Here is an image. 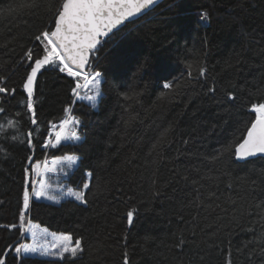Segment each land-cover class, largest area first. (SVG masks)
I'll list each match as a JSON object with an SVG mask.
<instances>
[{"label":"trees","instance_id":"trees-1","mask_svg":"<svg viewBox=\"0 0 264 264\" xmlns=\"http://www.w3.org/2000/svg\"><path fill=\"white\" fill-rule=\"evenodd\" d=\"M61 2L0 0V86L15 90L0 93V124L19 122V131H0V249L27 240L19 234L24 169L78 155L66 182L78 190L84 173H93L87 204L30 197L26 222L71 234L84 251L75 260L30 257L24 264H123L125 254L129 264H264V157L238 161L225 151L246 136L256 117L251 105L264 103V0H163L90 56L86 72L102 77L95 108L72 94L83 76L42 69L32 125L21 104L26 52L42 55L35 37L54 28ZM188 64L194 77L197 66L205 76L188 81ZM162 76L179 87L163 89ZM71 117L80 121V142L45 148Z\"/></svg>","mask_w":264,"mask_h":264},{"label":"snow or ice","instance_id":"snow-or-ice-1","mask_svg":"<svg viewBox=\"0 0 264 264\" xmlns=\"http://www.w3.org/2000/svg\"><path fill=\"white\" fill-rule=\"evenodd\" d=\"M157 3V0H62L59 7L56 8V15L54 19V28L44 30L35 37L39 45L42 46V55L34 56L33 51L28 49L26 58L29 62L30 71L27 73L26 79L23 82V90L26 93V103L21 101L25 107L26 112L30 114L31 124L36 125L37 119L34 109V85L38 73L46 66H51L53 69H58L60 73H66L72 78H79L83 75L85 83L89 86L90 94L80 95L78 89L81 84L77 82L76 87L73 88L72 94L77 99L87 100L93 108L97 106V98L102 97L101 90V73H87L86 68L91 67L90 56H95L99 50L98 46L106 38H110L113 30L124 23L131 17H134L145 10L151 9ZM28 7H35L36 0H31ZM207 12L200 14V21H208ZM193 65L188 64V81L205 76L206 69L203 66H197V76H193ZM164 83L163 89L174 91L179 84L174 85L167 77L162 76ZM3 81L0 79V84ZM210 92H215L214 88L209 89ZM15 90H9L4 86H0V93L14 94ZM167 93L161 92V97ZM127 98V96H125ZM228 100H235L233 93L227 94ZM251 112L256 113L255 120L251 122L250 127L246 128V136L243 137L242 142L234 147L225 149V151L233 152V155L238 161L248 160L250 157L257 155L264 156V103H253L251 105ZM5 109L0 107V113ZM66 115L70 113V109H65ZM17 115H20L18 112ZM69 121L64 120L60 124L61 131L56 132L55 142L50 139L44 144L45 148H55L61 144L62 140H71L73 142H80L81 137L74 130L79 126L80 121L72 119L71 128L65 127ZM19 122L8 120L7 125L0 124V131L5 127L19 131ZM32 131L27 133V147L33 148ZM13 140H19V136H13ZM24 142V141H20ZM0 151H3L0 148ZM217 159V157H214ZM29 163L32 164L31 157L28 158ZM80 160L78 155H65L63 157L54 158L51 161V167L45 164V173H61L65 177L70 174V170L75 167ZM30 174L36 177L41 176V164L35 163L34 167L24 169L25 187L23 191L22 208L19 211V234H31L33 243H17L7 245L0 249V264H10L9 257H12L11 264H24V262L33 256L39 257H57L61 260H75L84 249L82 241L76 239L73 242L71 234H60L58 237L53 233L54 239L49 243L48 238L44 237L45 242L36 240V232L30 224L26 222V216L30 211V193L29 183ZM93 180V173L88 171L84 173V182L82 187L74 190L72 187L66 189L62 184H58L55 189H52L51 182L45 183L43 179L39 181H31L33 185V192L36 199L43 197L53 203H60L61 199H73L81 204H87L86 193L90 189ZM39 183V190L35 189V184ZM52 191L60 193V195L52 194ZM133 211L127 212V221L129 225L133 223ZM9 228H16L15 224L7 226ZM259 240L264 243V233H261ZM123 264H129L127 254H125ZM227 264H231L229 259Z\"/></svg>","mask_w":264,"mask_h":264},{"label":"rangeland","instance_id":"rangeland-1","mask_svg":"<svg viewBox=\"0 0 264 264\" xmlns=\"http://www.w3.org/2000/svg\"><path fill=\"white\" fill-rule=\"evenodd\" d=\"M83 76V75H82ZM83 78V80L81 81V82H79L80 84H81V88L80 89H78V92L80 93V95H87V94H90V90H89V86L85 83V80H84V77H82ZM101 79H102V77H101ZM100 98V97H99ZM99 98H97V102H98V100H99ZM79 100V99H78ZM84 101H86L87 103H89L87 100H84ZM90 104V103H89ZM91 105V104H90ZM73 118H70L69 119V123H68V125H66L65 127H67V128H71L72 127V124H71V120H72ZM78 127L79 126H77L74 130L76 131V133H77V130H78ZM53 132V131H52ZM55 133V132H54ZM53 133V137H54V139L52 140V142H55V134ZM72 142L71 140H62V142ZM53 159H51V160H49V161H47V166L48 167H51V161H52ZM44 168H45V164H44V166L42 167V169H41V176L40 177H36L35 179H34V181H39V180H41V179H43L44 181H45V183H48V182H51V185H52V189H55L56 187H57V185L58 184H62V186L66 189L67 187H69L68 186V184H67V182H66V179H67V177L69 176H67V177H65L64 175H62L61 173H45L44 172ZM73 169V168H72ZM72 169L70 170V173H71V171H72ZM35 189L36 190H39V183H36L35 184ZM75 190V189H74ZM29 193H30V197L32 198V199H36V197H35V195H34V192H33V185L31 184V187H30V191H29ZM52 194H54V195H60V193H58V192H55V191H52ZM36 200H43V201H48V202H52V201H49V200H46V199H44L43 197H41L40 199H36ZM61 200H63V199H61ZM73 200V199H72ZM75 201V200H74ZM76 202H78V201H76ZM32 226V225H31ZM33 227V229L35 230V232H36V240L37 241H39V242H45L44 241V237H47L48 238V240H47V242H51L53 239H54V237H53V233H51V232H47L45 229H43V228H41V227H39L38 225H35V227L34 226H32ZM56 234V236L58 237L60 234L59 233H55ZM74 242V241H73ZM24 243H27V244H31V243H33V238H32V236H31V234H27V240H26V242H24ZM80 255V254H79ZM33 257H39L38 255L37 256H33ZM43 258H46V257H43ZM49 258H52V257H49ZM61 260V259H60Z\"/></svg>","mask_w":264,"mask_h":264},{"label":"water","instance_id":"water-1","mask_svg":"<svg viewBox=\"0 0 264 264\" xmlns=\"http://www.w3.org/2000/svg\"><path fill=\"white\" fill-rule=\"evenodd\" d=\"M162 2H163V0H157V3H156L154 6H152L151 9L145 10L144 12H142V13H140V14L134 16V17H131V18H129L128 20H125L123 24H121L120 26H118L117 29H114V30H113V33H115L118 29L122 28L124 24L129 23V22H133V21H136V20L142 18V17L145 16L147 13H149V12L152 11V10H154V9H155L159 4H161ZM111 35H112V34H110V36H111ZM85 71H86V69H85ZM258 156H261V155H257V156H254V157H258ZM254 157H250V158H254ZM263 157H264V156H263Z\"/></svg>","mask_w":264,"mask_h":264},{"label":"bare ground","instance_id":"bare-ground-1","mask_svg":"<svg viewBox=\"0 0 264 264\" xmlns=\"http://www.w3.org/2000/svg\"><path fill=\"white\" fill-rule=\"evenodd\" d=\"M88 68H86V70H87ZM86 72V71H85ZM39 74V73H38ZM38 76V75H37ZM82 80V79H81ZM80 80V81H81ZM36 85H37V83H36ZM36 100V99H35ZM42 100V99H41ZM36 101H38V100H36ZM71 114V113H70ZM67 116V115H66ZM69 118V117H68ZM72 118V117H71ZM57 126V125H56ZM58 131V130H57ZM46 155V154H45ZM258 157H263V156H258ZM48 158V157H47ZM254 158H256V157H254ZM53 159V158H52ZM249 159H251V158H249ZM22 202V201H21ZM132 210V209H131ZM133 211V213H134V210H132ZM28 215V214H27ZM126 215V214H125ZM124 215V216H125ZM26 220H27V218H26ZM28 222V221H27ZM23 239V238H22ZM26 239V238H25ZM47 258V257H46ZM40 261V260H39ZM47 263V262H46Z\"/></svg>","mask_w":264,"mask_h":264}]
</instances>
